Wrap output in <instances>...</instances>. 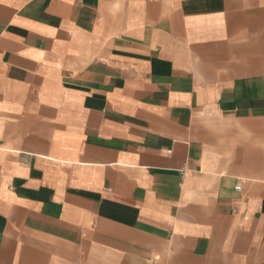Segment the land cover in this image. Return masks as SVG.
Returning a JSON list of instances; mask_svg holds the SVG:
<instances>
[{
	"label": "crops",
	"instance_id": "obj_1",
	"mask_svg": "<svg viewBox=\"0 0 264 264\" xmlns=\"http://www.w3.org/2000/svg\"><path fill=\"white\" fill-rule=\"evenodd\" d=\"M0 264H264V0H0Z\"/></svg>",
	"mask_w": 264,
	"mask_h": 264
},
{
	"label": "built area",
	"instance_id": "obj_2",
	"mask_svg": "<svg viewBox=\"0 0 264 264\" xmlns=\"http://www.w3.org/2000/svg\"><path fill=\"white\" fill-rule=\"evenodd\" d=\"M234 189H235L236 191H240V190H241V186H240V184L236 185Z\"/></svg>",
	"mask_w": 264,
	"mask_h": 264
}]
</instances>
